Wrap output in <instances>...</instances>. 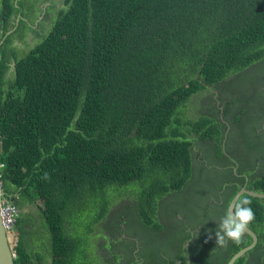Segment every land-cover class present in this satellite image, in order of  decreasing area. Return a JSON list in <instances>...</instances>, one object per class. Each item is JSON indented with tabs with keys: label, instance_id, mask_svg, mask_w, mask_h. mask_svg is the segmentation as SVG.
<instances>
[{
	"label": "trees",
	"instance_id": "1",
	"mask_svg": "<svg viewBox=\"0 0 264 264\" xmlns=\"http://www.w3.org/2000/svg\"><path fill=\"white\" fill-rule=\"evenodd\" d=\"M61 1L15 57L8 89L0 74V189L18 211L15 264L47 255L52 264H104L91 237L111 204L136 198L139 217L155 222L158 199L191 174V144L221 150L220 123L191 103L264 63V0ZM16 10L0 0L5 30ZM251 187L264 191V173ZM245 196L260 244L264 206ZM250 239L242 235L234 252Z\"/></svg>",
	"mask_w": 264,
	"mask_h": 264
},
{
	"label": "flooded vegetation",
	"instance_id": "2",
	"mask_svg": "<svg viewBox=\"0 0 264 264\" xmlns=\"http://www.w3.org/2000/svg\"><path fill=\"white\" fill-rule=\"evenodd\" d=\"M11 1L17 10L10 15L6 30L0 22V46L10 37L5 51L7 60L0 52V60L5 63L0 66L5 89L14 76L15 57L24 56L38 40L35 31L48 0ZM243 73L246 74L240 77ZM243 73H232L208 94L197 98L196 103L202 101L200 104L204 103L205 107L191 103L195 114L213 116L220 123L218 144L221 150L210 140L191 144V174L180 189L168 191L158 199L155 222L143 221L138 215L137 203L129 196L111 204L107 214L95 225L91 237V248L101 262L227 264L235 252L251 243L252 239L234 252L235 242L225 238L220 244L216 236L220 218L230 210L237 193L243 188L256 190L251 182L264 173V63L254 64ZM246 194L252 196L248 193L241 196ZM256 198L264 206V198ZM130 203L134 210L127 208ZM26 205L35 211L34 204ZM262 223L264 228V220ZM259 232L264 240V233ZM242 235L251 238L245 232ZM258 241L259 238L242 256H245L244 264H260L264 259V242L258 244ZM51 261V256L47 255L44 264H52Z\"/></svg>",
	"mask_w": 264,
	"mask_h": 264
},
{
	"label": "clouds",
	"instance_id": "3",
	"mask_svg": "<svg viewBox=\"0 0 264 264\" xmlns=\"http://www.w3.org/2000/svg\"><path fill=\"white\" fill-rule=\"evenodd\" d=\"M250 201L246 196H240L230 205V210L220 218L216 233L217 242L223 244L225 238L239 242L242 234L248 230L249 223L254 219V214L249 206ZM11 236V233H9ZM11 245L12 242L10 240Z\"/></svg>",
	"mask_w": 264,
	"mask_h": 264
},
{
	"label": "water",
	"instance_id": "4",
	"mask_svg": "<svg viewBox=\"0 0 264 264\" xmlns=\"http://www.w3.org/2000/svg\"><path fill=\"white\" fill-rule=\"evenodd\" d=\"M243 193H248L255 197L264 198V192L243 188L234 197L231 205L233 204L234 200L239 198ZM4 202H5V198L2 196V194H0V264H15L16 254L13 251V246L10 243V237H8L9 233L6 230V227L4 225V222L2 220V215H1V207ZM245 233L251 236V239H252L251 243L245 247H242L237 252H235L231 256L227 264H234L237 259L245 255L257 243L258 237L256 233L250 227H248V230L245 231Z\"/></svg>",
	"mask_w": 264,
	"mask_h": 264
},
{
	"label": "built area",
	"instance_id": "5",
	"mask_svg": "<svg viewBox=\"0 0 264 264\" xmlns=\"http://www.w3.org/2000/svg\"><path fill=\"white\" fill-rule=\"evenodd\" d=\"M0 194H1V189H0ZM1 215L7 232L11 233V229L15 224L18 216V211L16 207L5 201L1 207Z\"/></svg>",
	"mask_w": 264,
	"mask_h": 264
},
{
	"label": "crops",
	"instance_id": "6",
	"mask_svg": "<svg viewBox=\"0 0 264 264\" xmlns=\"http://www.w3.org/2000/svg\"><path fill=\"white\" fill-rule=\"evenodd\" d=\"M52 2H56V5H58V8L61 7V6H63V5H62L63 2H62L61 0H48V1H46L45 7H44V11H43V15H42V19H41V21H40V22H42L43 20L45 21V22H44V26H45L46 28H49L50 25H51V22H49V21L46 19L45 15H46V11L48 10V8H49L50 5L52 4ZM53 4H54V3H53ZM53 16H54V11H53Z\"/></svg>",
	"mask_w": 264,
	"mask_h": 264
},
{
	"label": "rangeland",
	"instance_id": "7",
	"mask_svg": "<svg viewBox=\"0 0 264 264\" xmlns=\"http://www.w3.org/2000/svg\"><path fill=\"white\" fill-rule=\"evenodd\" d=\"M26 55V54H25ZM125 193H128V192H125ZM131 201H134L135 203L137 202V199L136 198H132L131 199ZM128 209H133L134 210V208H133V206H132V204L130 203L129 205H128V207H127ZM90 213H91V216L93 217L94 215H95V210L94 209H92V210H90ZM107 214V213H106ZM8 237H10V240H11V242L13 243V238L10 236V234H9V236ZM91 262V261H90ZM81 264H84V263H81ZM91 264H92V262H91Z\"/></svg>",
	"mask_w": 264,
	"mask_h": 264
}]
</instances>
